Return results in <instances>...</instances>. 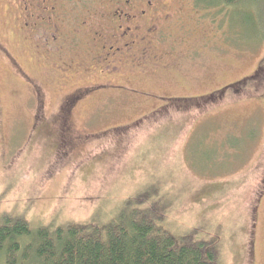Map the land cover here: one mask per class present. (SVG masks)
<instances>
[{
	"label": "rangeland",
	"instance_id": "obj_1",
	"mask_svg": "<svg viewBox=\"0 0 264 264\" xmlns=\"http://www.w3.org/2000/svg\"><path fill=\"white\" fill-rule=\"evenodd\" d=\"M57 2L68 26L92 0ZM163 2L168 32L191 31L179 58L163 50L166 68L149 52L94 66L77 49L66 56L83 65L59 71L0 0V214L107 222L128 202L163 230L212 240L218 264H264V0Z\"/></svg>",
	"mask_w": 264,
	"mask_h": 264
},
{
	"label": "trees",
	"instance_id": "obj_2",
	"mask_svg": "<svg viewBox=\"0 0 264 264\" xmlns=\"http://www.w3.org/2000/svg\"><path fill=\"white\" fill-rule=\"evenodd\" d=\"M221 1L236 6L247 0ZM138 210L126 202L107 222L53 227L0 214V264H218L212 240L172 234Z\"/></svg>",
	"mask_w": 264,
	"mask_h": 264
},
{
	"label": "flooded vegetation",
	"instance_id": "obj_3",
	"mask_svg": "<svg viewBox=\"0 0 264 264\" xmlns=\"http://www.w3.org/2000/svg\"><path fill=\"white\" fill-rule=\"evenodd\" d=\"M57 1L6 0L17 11L19 31L27 37L28 43L45 51V55L56 56L58 63H55L54 67L59 71L75 70L77 65H83L81 62L72 63L66 56L77 49L94 53V66L104 64L110 67V57L114 67H118L125 57H130L133 61V56L138 55V58H135L138 60L149 52L152 54L149 57L151 64L166 68L168 59L161 60L163 50L165 49V55L179 58L182 53L177 54L174 51L184 42L183 38L190 37L191 34V31L181 24L177 29L180 31V37L176 39L178 34H170L165 25L163 26L171 16L167 7L165 9L168 13L163 12V0H97L102 6V12L99 14L92 0L88 6L90 11L86 13L87 18L81 22L76 20L68 26L65 25L66 27L62 23L66 20L67 12L59 10ZM102 30L105 32H101ZM82 35L87 38L84 46L80 45ZM160 46L162 48L159 50ZM117 54H120L121 58L115 60ZM66 62L67 65H64ZM40 94L39 90L38 95ZM83 94L82 90H77L67 95L63 99L65 109L60 112V108L58 114L64 117L67 112L71 113L83 98Z\"/></svg>",
	"mask_w": 264,
	"mask_h": 264
}]
</instances>
